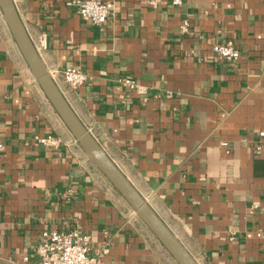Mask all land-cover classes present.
Instances as JSON below:
<instances>
[{"label": "crops", "instance_id": "0c3cea01", "mask_svg": "<svg viewBox=\"0 0 264 264\" xmlns=\"http://www.w3.org/2000/svg\"><path fill=\"white\" fill-rule=\"evenodd\" d=\"M70 1L12 0L75 115L199 264H264V0H110L101 25ZM227 41L236 62L212 51ZM47 134L56 149L34 139ZM0 145V264H32L43 230L89 236L99 264H177L67 130L1 11Z\"/></svg>", "mask_w": 264, "mask_h": 264}, {"label": "water", "instance_id": "95a60500", "mask_svg": "<svg viewBox=\"0 0 264 264\" xmlns=\"http://www.w3.org/2000/svg\"><path fill=\"white\" fill-rule=\"evenodd\" d=\"M12 38L43 94L88 159L103 174L177 264H199L107 156L75 115L30 40L12 0H0Z\"/></svg>", "mask_w": 264, "mask_h": 264}, {"label": "built area", "instance_id": "2783aa9c", "mask_svg": "<svg viewBox=\"0 0 264 264\" xmlns=\"http://www.w3.org/2000/svg\"><path fill=\"white\" fill-rule=\"evenodd\" d=\"M181 2L182 0H172L171 4L180 6ZM68 5L73 7L83 20L93 25L103 24L108 19L113 7L110 0H71ZM181 31H187V21L185 20ZM212 51L218 58L227 62H236L239 59V51L231 41L212 46ZM60 76L71 89H77L87 81L86 74L77 66L64 68L61 70ZM120 82L139 95H146V88L134 80L122 78ZM263 135V132L259 133V136ZM34 139L40 145L51 149H56L60 145V140L53 134L35 136ZM256 236L264 238L262 232H257ZM105 251V247L92 251L89 236L75 230L67 233L43 230L34 250L36 260L32 264H99ZM22 262L30 264L27 257H23Z\"/></svg>", "mask_w": 264, "mask_h": 264}]
</instances>
